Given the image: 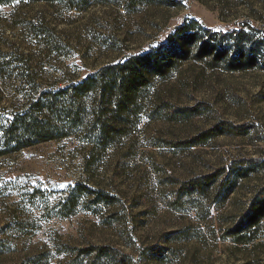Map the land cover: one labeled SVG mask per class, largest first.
Returning <instances> with one entry per match:
<instances>
[{"label": "rangeland", "instance_id": "1", "mask_svg": "<svg viewBox=\"0 0 264 264\" xmlns=\"http://www.w3.org/2000/svg\"><path fill=\"white\" fill-rule=\"evenodd\" d=\"M78 4L0 0V264H91L79 252L90 246L118 251L129 264H264V219L241 238L230 235L263 192L264 169L241 179L224 202L174 201L177 180L264 159V0ZM190 23L192 51L175 59L164 79L148 81L136 112L111 117L101 112L99 97L88 99L82 124L65 137L8 149L9 121L41 94L128 57L164 61L168 39ZM206 42L212 54L200 62L196 54ZM237 56L253 62L233 70L223 61ZM200 103L211 112L187 122L156 113L157 106ZM100 114L106 126L115 122L105 148L93 125ZM219 121L253 129L188 149L171 145ZM78 184L86 193L79 195Z\"/></svg>", "mask_w": 264, "mask_h": 264}, {"label": "trees", "instance_id": "2", "mask_svg": "<svg viewBox=\"0 0 264 264\" xmlns=\"http://www.w3.org/2000/svg\"><path fill=\"white\" fill-rule=\"evenodd\" d=\"M77 1L79 3L77 7H80L88 5L90 0ZM193 26V23L180 26L174 35L168 39L164 46L168 56L164 61L157 60L158 56L152 54L128 57L121 63L104 66L95 73L88 74L82 80L68 84L55 93L41 94L35 101L31 102L22 114L9 121L8 135L10 138L6 140V145L13 144L14 146H10L8 149L16 151L34 143L57 141L65 137L68 134L67 129L82 124L83 118H81L80 112L85 110L88 99L99 97L101 112L110 111L111 117L120 118L122 114L128 116L130 113L136 112L139 92L147 86L148 81L154 77L164 79L174 60L184 55L187 56L192 51L190 45L194 42V35L189 34V31ZM211 50L212 47L209 42L202 44L198 48L196 59L204 62L206 55L212 54ZM221 52L223 50H219L218 54L216 53L217 56H214V61L221 60ZM223 61L233 70H241L245 68V64L252 63L253 58L244 60L241 56H237V58H226ZM29 78L28 82L35 85L31 75ZM75 107L80 108L79 112L73 111ZM157 107L156 113L160 119L168 122H187L211 112V108H208L207 105L203 106L202 103L193 107ZM101 116L102 114L95 117L93 125L100 126L99 134L102 138L100 143L105 148L109 131L115 122L106 126L105 122L100 120ZM251 129H253L251 125H233L229 122L219 121L195 136L183 142H173L171 145L175 148L188 149L204 145L221 136H248ZM262 169H264V159L245 160L231 162L212 174L192 178L185 182L177 180L174 182L177 184L174 195L175 204L189 201L188 203L196 205V201L202 202L205 199H210L213 202L219 201L221 198V201L224 202L236 191L241 179H246ZM77 189L79 195L86 193L85 186L82 184H78ZM103 197L108 199L106 195ZM68 203H70L71 208L75 207L77 197H72ZM262 219H264V190L255 195L249 208L240 221L235 224L236 226L230 235L241 238L245 232H250L252 228L258 226ZM154 251L152 254L160 255L157 250ZM79 252L84 258L92 257L91 264H100L102 261L105 263L115 261L120 264H129L130 262L129 257L106 246H90Z\"/></svg>", "mask_w": 264, "mask_h": 264}]
</instances>
